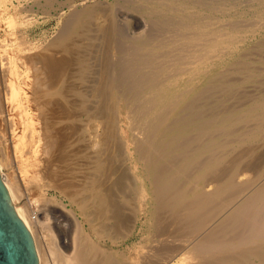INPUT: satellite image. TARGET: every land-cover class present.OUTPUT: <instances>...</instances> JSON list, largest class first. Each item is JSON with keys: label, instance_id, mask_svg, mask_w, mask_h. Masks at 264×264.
I'll list each match as a JSON object with an SVG mask.
<instances>
[{"label": "bare ground", "instance_id": "1", "mask_svg": "<svg viewBox=\"0 0 264 264\" xmlns=\"http://www.w3.org/2000/svg\"><path fill=\"white\" fill-rule=\"evenodd\" d=\"M231 1L0 0V172L39 264H264V41L218 25Z\"/></svg>", "mask_w": 264, "mask_h": 264}, {"label": "water", "instance_id": "2", "mask_svg": "<svg viewBox=\"0 0 264 264\" xmlns=\"http://www.w3.org/2000/svg\"><path fill=\"white\" fill-rule=\"evenodd\" d=\"M0 264H39L33 236L18 215L1 172Z\"/></svg>", "mask_w": 264, "mask_h": 264}, {"label": "rangeland", "instance_id": "3", "mask_svg": "<svg viewBox=\"0 0 264 264\" xmlns=\"http://www.w3.org/2000/svg\"><path fill=\"white\" fill-rule=\"evenodd\" d=\"M78 1H81V0H78ZM111 1H114V0H111ZM119 1H120L118 3L119 7L120 6L124 7L125 6L124 0H119ZM231 3H232L231 9L238 8L240 15L234 16L233 15L234 11H230L231 9L225 13L218 14L219 15L218 20H217L218 25H225L227 27H229L231 25H237L241 28H243V27L255 28L256 30L249 34V37L247 38V40L244 41L243 43H241V47H242L241 52L246 53L247 48L249 46L253 45L256 42H261V41L263 42L264 41V21H262V23H259L256 19V16H254V14L248 12V10L250 9V5H251L249 0H232ZM230 15H233L234 17H232ZM42 16H44V17H42L40 19V25L35 31L43 34L44 37L46 36V38H49L58 29V25H57L58 21L53 16L48 17V16H45L43 14H42ZM138 19L140 20L141 23H140L139 27L136 29L137 32H142L145 30H148V31L152 30L154 36L160 37L161 32H159L156 29V27L151 26L149 23L146 26L145 21L142 19L141 16H138ZM249 89H251V87H249ZM2 168H3L4 172H8V169L5 165H3Z\"/></svg>", "mask_w": 264, "mask_h": 264}]
</instances>
